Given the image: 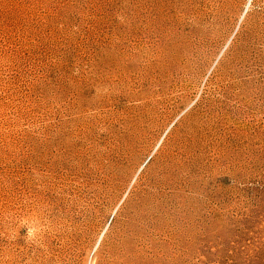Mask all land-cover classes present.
<instances>
[{
    "label": "rangeland",
    "instance_id": "1",
    "mask_svg": "<svg viewBox=\"0 0 264 264\" xmlns=\"http://www.w3.org/2000/svg\"><path fill=\"white\" fill-rule=\"evenodd\" d=\"M0 264H264V0H0Z\"/></svg>",
    "mask_w": 264,
    "mask_h": 264
}]
</instances>
